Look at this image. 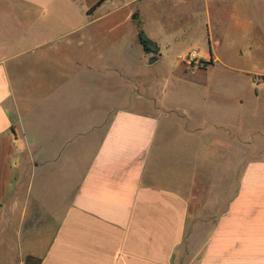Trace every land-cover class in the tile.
I'll return each mask as SVG.
<instances>
[{"label":"crops","instance_id":"crops-1","mask_svg":"<svg viewBox=\"0 0 264 264\" xmlns=\"http://www.w3.org/2000/svg\"><path fill=\"white\" fill-rule=\"evenodd\" d=\"M167 2L178 8L176 0H0V264H264V158L243 156L236 171L230 120L217 123L211 110L203 125L202 112L180 106L172 117L104 104L103 120L76 135L72 99L53 106L63 119L49 121L50 133L29 128L27 104L39 96L23 94L19 64L48 59L132 79L122 63L130 45L106 41L100 25L122 7H134L138 21L141 6ZM166 31L145 30L161 53L172 46L158 39ZM134 40L142 62L138 29ZM110 111L118 113L107 124ZM92 127L103 128L96 151L76 152ZM76 159L87 166L76 171ZM27 160L51 162L29 173Z\"/></svg>","mask_w":264,"mask_h":264},{"label":"rangeland","instance_id":"rangeland-1","mask_svg":"<svg viewBox=\"0 0 264 264\" xmlns=\"http://www.w3.org/2000/svg\"><path fill=\"white\" fill-rule=\"evenodd\" d=\"M176 4H179L176 5L178 8H173L171 2L141 6L140 20L136 15L138 21L132 19L134 7H122L113 18L100 25L107 34L106 41L122 39L123 43L130 45L122 63L127 75L133 73L132 79L115 80L111 76L92 75L85 69H76L77 64L73 68L70 63H53L48 59H27L19 64L17 69L24 75L23 94L36 91L39 96L36 106H32L35 103L27 104L32 107L29 128L32 131L40 129L43 134L50 133L49 121L57 117L61 123L63 119V114L56 116L53 106L56 103L66 106L72 99L74 113L71 118L76 135L84 125L103 120L104 104L144 114L155 108L164 109L172 117L178 115L175 106H180L193 115L202 112L203 121L200 123L203 125L212 110L217 123L225 124L230 120L234 124L232 150L235 152V169H239L237 172L240 173L245 163L243 156H250L251 162L263 159L264 0H176ZM164 27L166 35L164 39H158L161 43H171V48L163 46L162 53L161 49L158 54L145 53L147 59L141 62L143 56L134 40L136 29L158 37L163 34ZM175 40H179L178 47L173 45ZM137 45L141 49L138 40ZM48 56L51 58L54 54L50 52ZM107 56H111L109 49ZM116 112L107 113V124ZM209 128L205 125L202 131L206 133ZM217 130L225 132L224 135L227 133L223 127ZM91 132L88 143L76 138V152L96 151L103 128L92 127ZM50 162L27 160L26 168L31 173L32 163L48 168ZM74 163L76 171L82 170L88 160L76 159ZM237 172L235 183L239 178ZM204 182H210L209 178ZM52 183L56 182L50 180L49 185ZM53 194L55 191L49 193ZM42 240L38 241L41 252L47 244V239Z\"/></svg>","mask_w":264,"mask_h":264},{"label":"trees","instance_id":"trees-1","mask_svg":"<svg viewBox=\"0 0 264 264\" xmlns=\"http://www.w3.org/2000/svg\"><path fill=\"white\" fill-rule=\"evenodd\" d=\"M138 40L143 47L146 54H158L160 52L159 45L151 40L144 30L140 29L138 32Z\"/></svg>","mask_w":264,"mask_h":264}]
</instances>
